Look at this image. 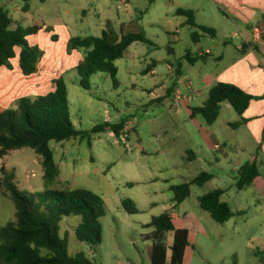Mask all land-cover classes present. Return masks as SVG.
Returning a JSON list of instances; mask_svg holds the SVG:
<instances>
[{
	"label": "rangeland",
	"instance_id": "374dc122",
	"mask_svg": "<svg viewBox=\"0 0 264 264\" xmlns=\"http://www.w3.org/2000/svg\"><path fill=\"white\" fill-rule=\"evenodd\" d=\"M185 1L30 0L27 12L21 11L22 0L12 4L18 6L12 10L16 23L24 27L40 24L45 29L48 39L40 36L39 41L45 52L67 30L71 36H100L102 28L113 30L118 36L141 31L148 40L135 42L115 62V83L108 74L98 72L88 78L90 88L86 90L79 86L74 69L65 72L70 116L77 129L87 131L104 122L106 112L112 123L117 114L135 119V130L129 136L131 151L118 137L109 136L110 131L92 135L90 143L79 138L51 143L60 175L48 188H83L103 202L102 239L97 247L91 248L75 238L80 216L64 217L60 223L61 235L68 234V252L84 253L92 264H149V241L144 237L153 228L143 224L169 209L174 220L190 230L193 248L188 250L191 259L186 264H264V178L243 190L235 187V162L247 160L251 151H238L234 146L216 150L212 145L205 146L200 135L203 128L214 134L215 142L231 135L233 130L225 121H236V112H222L213 125L206 126L189 121L187 101L180 100V111L176 113L170 97L155 102L148 95L150 88L173 81L175 76L170 74L168 61L171 67L181 65L185 69L187 49L196 51L190 29L164 14V9ZM197 18L217 24L220 13L209 10ZM51 34L56 40L50 39ZM169 34L175 35L177 41L171 42ZM205 37L204 40L208 38ZM57 45L59 50L61 44ZM168 47L173 48V54L168 53ZM72 51L65 52L63 64L69 63ZM151 61L156 62V74L145 72ZM188 131L192 137L187 135ZM1 166L14 173L19 189L32 193L45 189L43 170L32 149L10 151L0 159ZM201 172L209 173L210 180L201 185L191 184L189 197L175 204L170 187L190 182ZM216 189L223 190L221 200L233 212L224 223L214 221L198 202L200 196ZM125 199L134 202L137 213L126 212L122 206ZM14 220V204L0 190V227ZM171 237L166 233L165 242Z\"/></svg>",
	"mask_w": 264,
	"mask_h": 264
},
{
	"label": "trees",
	"instance_id": "16d2710c",
	"mask_svg": "<svg viewBox=\"0 0 264 264\" xmlns=\"http://www.w3.org/2000/svg\"><path fill=\"white\" fill-rule=\"evenodd\" d=\"M29 1L22 0V12L29 10ZM176 14L186 17L187 24L193 28V41L201 36L199 32L214 35L212 28L195 22L192 10L177 9ZM41 28V25L24 27L16 23L9 11L0 5V66L11 69L10 60L15 57V48L18 47L21 72L25 76L34 74L43 51L38 46L31 45L28 38ZM46 30L49 31L50 27ZM51 39L56 40V36L52 35ZM135 42L148 43V40L141 31L118 36L110 29L103 30L100 36L70 37L67 50L84 52L83 59L74 67L79 86L88 90V78L98 72L108 74L115 83L118 72L115 62ZM65 75L66 73L54 80L55 88L52 92L21 97L12 107L0 112V159L12 150L32 149L39 158L45 187L42 192L23 191L14 181V173L1 166L0 173L3 175L0 176V190L11 198L15 208V220L0 227V264H92L84 253L71 255L68 252V234L62 236L60 232V223L68 216H80V223L74 230L78 241L91 248L101 244V198L83 188H48L60 175L51 143L75 138L87 139L90 143L94 134L111 130L118 133L126 119L113 123H96L87 131L77 129L70 116ZM173 86L168 87L167 97L172 95ZM254 98L233 84L217 83L209 89L202 106L190 108V116L199 115L206 125L211 126L219 116L221 103L227 102L241 116ZM161 100L157 99L155 102ZM242 122L244 120L241 118L230 126L236 127ZM258 175L255 161L244 163L237 171L236 189L249 187ZM210 178L209 173L201 172L190 182L171 186L173 202L179 204L185 201L190 195L191 184L201 185ZM222 195L223 190L216 189L198 198L200 208L218 223H224L233 216L229 205L221 200ZM122 206L127 213H137L131 199L123 200ZM144 227L153 228L146 236L152 243L150 264H183L185 249L193 246L189 243L188 229L174 220L170 209L153 217ZM166 233L172 235L170 246L165 242Z\"/></svg>",
	"mask_w": 264,
	"mask_h": 264
},
{
	"label": "crops",
	"instance_id": "0c3cea01",
	"mask_svg": "<svg viewBox=\"0 0 264 264\" xmlns=\"http://www.w3.org/2000/svg\"><path fill=\"white\" fill-rule=\"evenodd\" d=\"M13 3L14 0H0V5L9 11L11 16L12 10L18 9V6H12ZM177 9L192 10L195 22L198 25L212 28L214 35L199 32L201 36L196 37V41H193L191 38L196 51L192 53L188 50L189 48L187 49L184 55L187 62L185 69L181 65H172L171 67L170 61H168V67L173 69L176 74V78H171L173 80L171 84L174 85L173 93L170 96L173 101L172 105L176 113H178L180 111V102L175 103L174 97L177 93H187L186 82L190 80L195 93H193L191 101H187L185 98L182 99L187 101L186 105L189 108L186 115L190 122L206 125L203 119H199V115L190 116V108L202 106L207 98L209 89L215 84H233L254 96L255 98L250 101L243 114L241 116L237 115L238 119L236 121H225L226 126L233 130L231 135L224 136L221 141L215 142L213 138L214 134H209L206 128H203V133L200 134L201 140L204 142L203 144L205 146L212 145L216 150H220L222 146L225 148L234 146L238 151L250 150L251 152H249L247 160L235 162V171L237 173L238 168L244 163L255 161L258 166L259 175L254 179L252 183L254 184L256 180L264 178V171L262 170L264 168V42L258 43L254 40L252 28L255 26L264 27V0H196V2L186 0L184 4L164 9L165 16L170 15L171 21H177L180 26L185 24L186 28L190 29L192 33L193 28L187 24L186 17L176 14ZM209 10L211 12L218 10L220 13L217 24H212L205 18L198 20L197 16L199 14L203 17ZM177 17L183 18V21H178ZM107 24L105 23V26ZM45 26V28L49 27ZM103 30L104 28L100 30V34ZM44 32L45 29L42 27L35 35L28 38L31 45H36L43 51V56L34 74L25 76L21 72L18 63L20 51L18 47L15 48V57L10 60L11 69L0 66V112L12 107L13 103L21 97H32L52 92L55 88L54 80L65 72L67 73L69 70L74 69L83 59L84 55L82 51L73 50L69 54V63L63 64V56L65 57L64 54L65 52L67 53V44L70 37H72L68 30L66 32L63 31L64 33L61 36L58 35L59 40L60 38L61 40L54 42V46L50 48L49 52H45L42 49L43 46L40 45L41 42H39L40 36L48 39L47 33L45 34ZM52 35H50V39ZM205 36L208 37L206 40H204ZM169 37L171 42L177 41L175 35L169 34ZM58 43L61 44L59 50L57 48ZM133 45L134 43L131 46ZM206 50L210 53L201 58L199 52ZM168 53L173 54L172 47H168ZM189 59L190 62L188 61ZM145 72L156 74V62L151 61L145 68ZM171 84L166 85L165 82L158 84L161 88V97L159 99L163 100L167 98V89ZM156 87L150 88L148 92ZM230 109H233L230 104L227 102L221 103L219 116L222 112H230ZM124 118L126 117L117 114L113 122ZM241 118L244 122L236 127L230 126L231 123L238 122ZM236 131H240V134H234ZM187 135L192 137L189 131ZM193 135H196L195 131H193ZM183 226L188 229L185 224ZM188 231L190 243V230L188 229ZM146 236L144 240L149 241L147 253L150 256L152 243L146 239ZM171 242L172 237L166 243L167 246H170ZM190 248L192 247L188 246L185 249L183 264H186L189 258L191 259L188 255V250H191Z\"/></svg>",
	"mask_w": 264,
	"mask_h": 264
},
{
	"label": "built area",
	"instance_id": "2783aa9c",
	"mask_svg": "<svg viewBox=\"0 0 264 264\" xmlns=\"http://www.w3.org/2000/svg\"><path fill=\"white\" fill-rule=\"evenodd\" d=\"M121 1L126 2V0H121ZM252 32H253L254 40H256L258 43L264 42V28H260L259 26H255L252 28ZM241 36H243V35L241 34ZM209 53L210 52L208 50L200 51L199 56L208 55ZM169 69H170V74L176 76V74L173 72V70L170 67H169ZM160 90H161L160 87H156V88L152 89L151 91H149L148 92L149 98L151 100L159 99L161 97ZM186 90H187L186 94L177 93L175 95V97H174L175 103L180 102V100H182L184 98L187 101L192 100L193 93H195V91L193 90L192 83L190 80H187V82H186ZM104 122H111V117L109 116L108 112L105 113ZM134 130H135V119L133 117H128V118H126L124 125L119 130V132L115 133L114 131L111 130L109 132V136L118 137L119 142L122 143L127 150L131 151L132 150V144H131V141L129 139V136L134 132ZM139 150H142V149L140 148Z\"/></svg>",
	"mask_w": 264,
	"mask_h": 264
}]
</instances>
